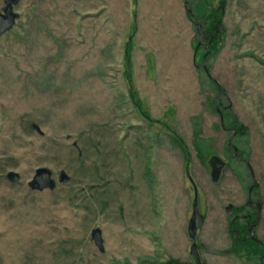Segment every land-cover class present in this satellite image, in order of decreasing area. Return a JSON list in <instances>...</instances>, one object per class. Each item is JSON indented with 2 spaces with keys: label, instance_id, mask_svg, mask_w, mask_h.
Instances as JSON below:
<instances>
[{
  "label": "rangeland",
  "instance_id": "374dc122",
  "mask_svg": "<svg viewBox=\"0 0 264 264\" xmlns=\"http://www.w3.org/2000/svg\"><path fill=\"white\" fill-rule=\"evenodd\" d=\"M214 9L224 33L206 53ZM13 11L0 36V264L192 262V183L201 263L263 264L228 251L224 208L244 204L249 172L226 158L215 184L209 169L232 156L219 103L245 129L234 142L258 183L264 244V0H16ZM39 167L53 189L28 186Z\"/></svg>",
  "mask_w": 264,
  "mask_h": 264
},
{
  "label": "flooded vegetation",
  "instance_id": "af4514ba",
  "mask_svg": "<svg viewBox=\"0 0 264 264\" xmlns=\"http://www.w3.org/2000/svg\"><path fill=\"white\" fill-rule=\"evenodd\" d=\"M217 112H220V109L216 106L215 107ZM228 110H230L229 107H227ZM220 121H221V128L224 130L230 132V137L226 141V150L230 151L232 153V156L230 157L227 155L225 152L224 155H214L211 160H210V169H209V175L210 179L212 181L211 177V171L214 169H219V176L217 181H212L213 183H218L223 179V175H225V170H227L228 166L231 168V165L228 164L226 158L230 160H236L237 164L243 168V171L246 170L249 172L248 175H250V183L245 185H241L242 191L245 195V200L244 204L241 206H234L232 204H227L225 206L224 210L227 212V225H228V231L231 236V242H232V236L236 235L238 236L240 232H238V229H240L241 233L245 232V236L250 240L251 242L259 245V246H264L262 242H260L255 234V229L258 225L259 218H260V211L262 208V202H261V197L259 195V189H258V183L254 180L252 176V171L249 165V162L247 160L245 151L242 149L240 150L237 145L235 144L234 140H237L238 137H242L245 133V129L243 126V134L237 135V130L236 128L231 127L228 124H224V117L223 115L220 114ZM189 168V167H188ZM185 174L188 177L189 181L192 182L191 179V172L188 169H185ZM237 177H239L237 175ZM193 185V190L194 193H197V189L195 185ZM224 185V184H222ZM226 188V185L224 186ZM192 209V208H191ZM233 223H236L237 226ZM232 244V243H231ZM230 244V245H231ZM200 246H198V251H199Z\"/></svg>",
  "mask_w": 264,
  "mask_h": 264
},
{
  "label": "water",
  "instance_id": "95a60500",
  "mask_svg": "<svg viewBox=\"0 0 264 264\" xmlns=\"http://www.w3.org/2000/svg\"><path fill=\"white\" fill-rule=\"evenodd\" d=\"M16 0H5V6L0 13V36L7 31H9L18 17V15L13 11V4ZM219 176V169H214L211 171L212 181H217ZM10 181H15L19 178L16 172L10 171L7 174ZM69 176L61 171L59 173V182L65 183L69 181ZM56 183L52 178L51 170L45 167H39L35 170L32 179L28 182V186L31 190L42 191L44 189H53ZM197 193H194L193 200L191 203L192 212L187 224V236L190 241L189 247V257L194 264H201V259L198 254V245L196 243V232L203 222V216L199 213ZM90 237L94 245L99 251H103V239L101 236V230L99 228H93L90 233Z\"/></svg>",
  "mask_w": 264,
  "mask_h": 264
},
{
  "label": "trees",
  "instance_id": "16d2710c",
  "mask_svg": "<svg viewBox=\"0 0 264 264\" xmlns=\"http://www.w3.org/2000/svg\"><path fill=\"white\" fill-rule=\"evenodd\" d=\"M221 7H223V3L221 6H219V9H221ZM217 11L218 10L214 9L213 11H211L209 13L208 18H206L207 19L206 26H205V28H203L205 41L202 44H204V48H206V51H205L206 53L207 52L211 53V51H213L215 49L216 45L221 41L222 35L224 33V26L222 24V19H221L222 17L219 14V12H217ZM203 18H205V17H203ZM197 51H198V49H197ZM203 70L208 71V70H206L205 67H203ZM217 90H218V93L220 92V94H223L222 91L219 90V88ZM220 103H222V102H220ZM217 107L221 111L223 109V111L226 113V120H227L228 125H230L233 128L238 129L237 135L243 134V125H240L237 122V119H235L232 112H230V110H228V108H227L228 106L225 107L224 105L218 103ZM223 117H224V115H223ZM234 224L237 226L236 223H233V225ZM237 230H238V232H240V234L238 236H236V235L232 236L231 248H228V251L229 252H236V253L237 252H244L248 255L250 254L253 256L257 255L259 257V259L262 261V263L264 264V246H259L255 243L251 242L245 236V232L241 233V231H240V229H238V227H237ZM162 264H194V263L193 262H185V261L180 260L179 258L172 257L170 259H167ZM201 264H206V263L202 262Z\"/></svg>",
  "mask_w": 264,
  "mask_h": 264
}]
</instances>
